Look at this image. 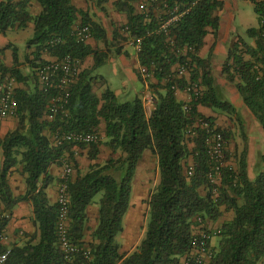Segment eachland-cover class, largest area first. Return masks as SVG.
Instances as JSON below:
<instances>
[{"label": "trees", "instance_id": "obj_1", "mask_svg": "<svg viewBox=\"0 0 264 264\" xmlns=\"http://www.w3.org/2000/svg\"><path fill=\"white\" fill-rule=\"evenodd\" d=\"M33 0H0V32L9 28L25 27L34 23V34L29 39L35 45L34 59L30 62L35 73L46 64L44 51L61 59L67 55L81 61L93 56L95 64L82 70L70 89L63 110L45 119L51 105L54 89L34 92L17 90L18 126L5 137H0V199L9 214L20 201H28L33 209L32 220L36 230L28 234L23 245L11 247L6 264H182L193 249L195 229L200 224L204 231L207 220L217 221L225 211H233V218L216 228L212 235L216 245L212 248L209 264H262L264 259V172L254 179L248 173L247 136L241 132L242 147L229 151V138L233 133L216 127L213 117L199 112L200 105L225 113L238 121L243 130V119L237 108L226 99L214 80L211 54L200 55L205 39L211 32L218 36L223 8L219 0H169L170 7L180 5L181 17L168 36L159 32L160 17L152 12H137L136 3L142 0H117V11L128 16L122 28L123 39L141 40L138 57L158 80L151 84L154 107L149 112L144 99L135 96L120 101L107 88L101 96L93 91L95 71L106 61L107 54L78 41L74 28L88 26L92 37L108 43L104 25L90 14L77 8L72 0H35L42 10L32 15ZM109 0H98L99 7ZM259 19L258 27L248 29L230 49L223 66L227 79L235 84L240 97L250 113L264 129V0H251ZM114 31V38L118 37ZM54 39L55 44L50 41ZM17 61V53L15 54ZM177 66L176 70L173 67ZM189 69V78L179 77L178 68ZM0 60V70H5ZM9 71L21 79L14 66ZM202 87L200 95L192 94L191 113L185 110L186 102L177 92ZM202 118L212 128L223 133L227 152L221 167L218 183L209 178L215 162L207 144L211 134L196 121ZM105 122L106 140L93 144H56L52 135L64 132H96ZM194 126V127H193ZM189 127L195 134L188 136ZM49 131L52 135L48 136ZM54 138V137H53ZM108 146L113 154L104 163L98 159L100 146ZM88 148L92 161L85 173H78L68 181L69 227L67 238L71 243L89 250L86 255L76 254L68 261L61 247L58 231L59 202L51 203L47 189L54 181L49 173L52 165H61L72 156V147ZM150 149L157 158L159 182L147 199L148 212L145 232L136 248L122 254L118 236L124 230V218L132 200L133 181L144 151ZM69 153V158L66 154ZM233 160V163L229 161ZM191 162V163H190ZM23 166L26 192L16 197L9 185L8 176L13 167ZM77 165V163L75 164ZM192 168V174L188 172ZM202 189L205 190L202 193ZM98 224L93 240L86 245L85 231L89 220L88 206L98 194ZM201 219V221L198 220ZM8 219L4 220V227ZM213 240V239H212Z\"/></svg>", "mask_w": 264, "mask_h": 264}, {"label": "crops", "instance_id": "obj_2", "mask_svg": "<svg viewBox=\"0 0 264 264\" xmlns=\"http://www.w3.org/2000/svg\"><path fill=\"white\" fill-rule=\"evenodd\" d=\"M117 0H109L103 6L106 7L107 14L98 5V0H72V3L79 9L87 11L90 16L101 22L107 30L108 43L96 40L91 37L86 43L92 48L101 50L107 54L106 61L95 71L96 79L93 81V91L101 96L107 89H111L109 79L101 73L100 69L103 65H113V74L121 77L120 87L111 89L120 101H128L135 96H139L146 100L153 96L151 84H157L158 80L152 72L148 77L144 76L141 72V64L138 57V51L132 41L123 39L127 36L123 31V27L128 22V16L125 13L117 11L114 2ZM223 3V8L218 12L220 16V28L218 36L215 37L213 33H209L205 39V45L200 51L202 57L211 54V63L213 67L214 80L217 87L226 93H223L226 99H231L237 106V110L243 119V133L247 136L248 143V173L251 179H254L260 172H264V129L260 122L254 118L246 105L244 104L240 94L235 86L231 83L226 75L223 73V66L227 60L228 53L234 44L238 41L241 35L237 34L235 25L236 9L235 4L237 0H219ZM261 1V0H259ZM140 4L136 3L137 12H140ZM152 13L158 16V11L152 7ZM42 10L41 5L33 0L30 5V12L32 15H38ZM81 24V19L77 22L76 26ZM31 28L34 33V23L28 22L25 27H15L10 29ZM0 32V60L5 66V70H0V84L4 85L9 79L14 80L15 94L17 90H24L27 92H34L39 89V82L34 69L32 68L31 60L34 59L36 46L27 44L26 53L20 54L18 47L14 42L7 37V31ZM118 31V37L114 38V31ZM244 38V37H243ZM246 40V38H244ZM249 42V41H247ZM253 44V40L250 42ZM17 53V61L15 54ZM42 58L47 62L55 61L57 57L52 56L49 52L44 51ZM95 64L93 56L87 57L82 61V69H91ZM16 67L20 71L21 79L13 75L9 69ZM177 66L173 67L176 70ZM100 71V72H99ZM124 96V97H123ZM177 97L182 102L189 100V94L186 91H178ZM150 112L154 103L146 104ZM200 113L206 117H213L215 119V126L222 128L224 126V119L218 111L209 107L200 105L198 107ZM51 116L45 115V119L51 120ZM18 126L17 116L0 117V137H5L9 132L15 130ZM223 129V128H222ZM46 134H52L47 131ZM101 140L105 142V122L101 123L99 129ZM54 135L51 136L53 139ZM240 146V140L236 142V146ZM235 146V147H236ZM88 148H80L77 145L72 147L71 158L61 165H52L49 173L54 177V181L48 187L47 193L51 203L58 202L59 187L62 181V176L65 172L67 165L73 167L71 179H75L78 173H85L92 161L88 157ZM116 156L112 150L102 144L100 146V153L98 159L93 162L104 163L106 160ZM69 158V153L66 154ZM4 157L1 158V166ZM77 163V165H75ZM191 163V162H190ZM9 185L14 196L19 197L26 192L25 177L23 175V166L17 165L13 167L8 176ZM159 182V171L157 158L150 149H146L140 160L136 175L133 181L132 200L128 212L124 218V230L118 236V243L120 244V252L122 254L133 251L140 243L144 236L145 225L148 212L147 199L157 183ZM205 192L204 189L201 191ZM224 213L217 221L207 220L205 227L208 230H215L224 223L233 218V211H225L224 207L221 208ZM89 220L87 229L85 231L84 242L86 245L90 244L93 240V233L98 224L99 206L97 202H93L87 209ZM33 209L28 201H20L16 207L9 213L8 223L5 226V238L2 242L3 248H11L14 245H23L27 241V235L32 234L36 230V224L32 220ZM203 225L196 227L195 232L200 233L204 231ZM216 238H213L212 245H214ZM185 258V257H184ZM182 258V260L184 259ZM264 264V259L262 261Z\"/></svg>", "mask_w": 264, "mask_h": 264}, {"label": "built area", "instance_id": "obj_3", "mask_svg": "<svg viewBox=\"0 0 264 264\" xmlns=\"http://www.w3.org/2000/svg\"><path fill=\"white\" fill-rule=\"evenodd\" d=\"M140 12L148 16L152 12V7H155L158 11V17H160L159 32L168 36L171 28L181 17L180 5L177 3L174 7H170L169 0H142L139 2ZM74 34L78 41L86 43L91 37V32L88 26H77L74 28ZM129 41H132L129 39ZM51 44H55L54 39L50 41ZM139 52L141 50V40L137 42L132 41ZM82 61L79 58L72 56H65L55 61L47 62L39 68H37L36 76L39 82V89L42 91H50L54 89V94L51 98V105L49 108V115L53 118L55 114L63 110L67 98L70 94V89L74 83L78 80V77L82 71ZM140 72L148 77L150 71L146 67H141ZM179 77L189 78V69L185 67H179ZM189 94V100L186 101L185 110L187 113H191L190 102L193 99L192 94L200 95L202 87L195 85L193 88H187L184 90ZM146 104H152L153 97L144 100ZM147 107V105H146ZM148 108V107H147ZM18 103L15 97L14 80L9 79L4 85L0 84V117L17 116ZM195 126H200L207 130L211 135L208 136L207 144L209 152L214 160L215 164L209 173V178L212 182L218 183L220 179L221 167L224 165L225 156L227 152V140L224 138L223 133L216 130L210 125V122L199 118ZM194 127V126H193ZM195 131L192 127H189L188 136H193ZM100 135L96 132L76 131V132H64L58 133L54 136L53 140L56 144L63 143H75V144H93L100 141ZM73 172V167L67 165L65 172L62 176V181L59 187L58 202L60 204V216L58 221V231L61 239V247L65 252V256L68 261H72L74 256L80 252L88 255L89 250L84 247L77 246L70 242L67 238V231L69 227L68 221V206H69V187L68 181ZM189 175L192 174V168H190ZM9 218V214L4 210V205L0 199V264H6L11 253V248H3L2 242L5 238V227L3 225L4 220ZM199 221L201 219L198 218ZM214 232H217L214 230ZM213 232V233H214ZM211 231H202L200 233L195 232V239L193 242V249L188 254L182 264H209L212 255V248L210 242L213 239Z\"/></svg>", "mask_w": 264, "mask_h": 264}, {"label": "rangeland", "instance_id": "obj_4", "mask_svg": "<svg viewBox=\"0 0 264 264\" xmlns=\"http://www.w3.org/2000/svg\"><path fill=\"white\" fill-rule=\"evenodd\" d=\"M236 9V16H235V25L237 28V34L241 35L242 37L246 38L247 41L250 42V38H248L247 31L250 28L258 27L259 25V19L257 16V13L255 11L254 4L251 0H237L235 4ZM33 30L29 27L27 28H18V29H10L7 31V37L10 38L16 47L19 49V53L23 54L27 51V44L29 39L33 37ZM113 65H103L100 69L101 73L106 75V77L109 79L110 87L111 89H117L120 87L121 84V77L115 76L113 74ZM99 71V72H100ZM226 93L224 89H222V94ZM124 97V96H123ZM241 98V97H240ZM233 103V105L237 108V106L234 104V102L231 99H228ZM238 109V108H237ZM224 121V126L222 128L224 130L230 131L233 133L232 137L229 138L228 148L229 151L234 152L236 142L240 140V147H242L243 140H242V134L243 131L241 126L239 125L238 121L235 119H232L225 113L218 112ZM239 146V145H238ZM229 163H233V160L229 161ZM102 194H98L94 201L98 202L101 198ZM216 238V237H215ZM119 239L117 238V241ZM215 246L216 241L213 243Z\"/></svg>", "mask_w": 264, "mask_h": 264}]
</instances>
